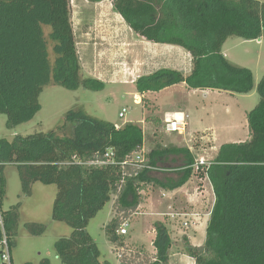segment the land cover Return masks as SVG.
I'll return each instance as SVG.
<instances>
[{
  "label": "trees",
  "instance_id": "obj_1",
  "mask_svg": "<svg viewBox=\"0 0 264 264\" xmlns=\"http://www.w3.org/2000/svg\"><path fill=\"white\" fill-rule=\"evenodd\" d=\"M112 3L136 34L151 42L180 46L192 57L189 74L163 67L140 76L136 80L140 94L180 83L192 89L231 93H249L254 88L253 72L231 63L223 53V46L231 36L264 37V3L258 0H112ZM48 85L93 91L106 86L104 81L83 74L71 0H0V112L7 115L10 127L33 117L40 108V95ZM257 89L260 100L248 113L250 139L222 144L217 155L204 164L198 163L187 147L153 149L146 159V164L152 167H158L170 156L183 157L182 164L162 178L152 175V169L123 164L144 146L141 126L118 127L82 109L70 110L54 130L17 134L12 141L2 139L0 207L6 194L7 164L18 167L26 193L36 181L56 184L52 218L73 229L69 236L56 241L58 258L63 264H111L101 260L98 245L87 227L112 196L116 195L115 206L121 219L120 216L113 219L107 231L114 243L122 245L123 238L116 230L139 207L146 184L174 190L197 173L210 179L215 204L204 244L194 245L187 238L184 251L196 264H264V75ZM109 149L114 151L113 162H107L105 156ZM13 209H2L10 249L15 232L16 207ZM42 231L43 227L33 230L36 234ZM156 231L154 259L150 256L137 261L124 259L121 264H167L172 246L169 232L160 222L156 223ZM2 239L0 227V243ZM43 264L49 261L44 260Z\"/></svg>",
  "mask_w": 264,
  "mask_h": 264
},
{
  "label": "rangeland",
  "instance_id": "obj_2",
  "mask_svg": "<svg viewBox=\"0 0 264 264\" xmlns=\"http://www.w3.org/2000/svg\"><path fill=\"white\" fill-rule=\"evenodd\" d=\"M99 1L96 3V0H71L72 22L80 53L87 48L91 37L92 46H96L98 50L97 58L94 62L92 59V71H90L88 55L83 57V74L104 81L105 88L101 91L84 88L70 90L61 85H48L40 95L39 110L33 117L18 126L10 127L7 115L0 112V140L12 141L17 134L26 136L36 132L54 130L64 122L70 110L82 109L87 114L112 122L118 127H123L126 124L141 126L145 134V145L142 151L133 153V158L141 156L147 159L149 152L153 149L182 145L187 148L188 146L193 147L196 154L201 155L198 157L200 160H208L210 157H207L204 151L209 150L214 144L210 141L204 143L203 140L199 139L203 134L199 133L200 135H198V131L194 129L199 122L200 126L197 130L206 132L203 136L208 135L209 138L210 125L217 123L220 125L228 119L238 121L241 119L238 112H250L257 105L260 100L257 86L264 75V37L246 39L231 36L223 46V53L227 55L231 63L249 68L253 72L254 88L249 93H231L217 89L206 91V89H189L177 86L163 90L158 100L155 96L152 97V95L147 94L148 92L139 97L136 86V80L139 77L136 78L130 73L126 77L124 73L121 76L118 75L121 72V66L125 68L124 65H126L124 62L120 63L118 58L123 56V52L126 50L131 52L129 46H132L134 51L139 50L140 54L143 53V65L149 74L163 67L178 69L189 74L192 68L191 55H187L182 49L172 47L171 44L167 43L154 44L155 42L146 41L144 38V43L136 42L135 38L140 39L141 37L129 36L127 29L115 22L113 16L103 14L99 18L95 15L94 18L92 15L93 8L96 7L99 11L105 12V8H111L110 6L113 4L112 0ZM258 1L264 3V0ZM128 40L132 42L127 43ZM130 57L132 55H129ZM130 62L135 64L136 61L131 59ZM111 79L114 80V83L108 82ZM202 104L208 106L215 113L214 118L209 115L211 113L196 111ZM124 108L126 109L125 116L120 117V112ZM170 110L173 112L162 116L165 111ZM229 112L233 114L228 115ZM175 113L184 114L185 125L179 131H168L165 118ZM189 116L191 117L189 118ZM194 118L196 121L193 122ZM189 122L194 137L198 138L189 140L192 146L189 145L190 143L188 144L187 138ZM242 122L243 120H240L238 129L231 133V136L223 138L221 136L219 141L240 142L248 139L249 127ZM204 146L208 148L206 149ZM210 152L212 151L210 150ZM170 158L167 162L164 160L166 164L163 162L160 166L175 168L183 162L180 159L170 160ZM161 168H153L152 175L162 178L173 172L164 171ZM201 173L204 172L201 171ZM195 175L197 179L187 186V191L203 184L200 181L202 179L200 174L196 173ZM4 176L6 194L2 209L8 211L16 207L15 232L11 239L12 264H43L44 260H48L49 264H63L56 254L55 243L59 238L69 236L73 229L67 223L55 221L52 218L53 204L58 192L57 185L36 181L31 184L30 192L26 193L19 169L15 164L5 166ZM201 189L203 188H199V190ZM141 194V205L129 213V219L126 220L129 223V232L125 235L124 240L129 246L124 249L118 248L119 253L124 250L128 251L122 259L107 231L108 225L113 219L118 216L121 219V215H118V209L115 206L116 195H113L103 209L90 220L87 230L98 245L101 260H108L111 264H121L124 259L135 258L134 261H137L138 258L152 256L153 250L157 252V249L156 247L153 248V242L146 232V227L153 229L157 222L164 224L168 229L172 242L169 255L181 249L185 250V240L186 237H189V233L187 235L178 233V228L184 229L188 225L185 224V219L182 220V212L191 213L192 206L190 207L185 195L180 193L173 200L169 199L164 196L166 194L164 189L154 184H146ZM156 210H161L162 213L160 214L162 215H159ZM131 221L134 222L131 223ZM41 227L44 228L42 233L33 232V230H39ZM173 227L176 229L174 230ZM116 233L119 235L118 230ZM204 241L205 236L202 243L195 245H201ZM1 250H3V245L0 243V264H3Z\"/></svg>",
  "mask_w": 264,
  "mask_h": 264
},
{
  "label": "crops",
  "instance_id": "obj_3",
  "mask_svg": "<svg viewBox=\"0 0 264 264\" xmlns=\"http://www.w3.org/2000/svg\"><path fill=\"white\" fill-rule=\"evenodd\" d=\"M100 1L99 0H96V3H99ZM95 7V6H94ZM111 8H109V7H106L105 8V12L104 11H99L98 10V8L96 9V7H95V9L93 8L92 10H93V13H92V15H94V18H95V15H97L96 17L97 18H99V17H101L103 14H106L107 16H113V18H114V20H115V22H117L118 24H120V25H122V26H124L126 29H127V31H128V34H129V36H136V37H141L140 39H138V38H135L136 40V42H141V43H144V41L146 40L144 37H142V36H140V35H138V34H136L132 29H131V27L126 23V21H125V19L122 17V15L120 14V13H118L115 9H114V6H113V4H111V6H110ZM95 12V13H94ZM90 22H91V25H92V18L90 19ZM90 34H91V32H90ZM92 35V34H91ZM143 38L145 39V40H143ZM129 41L130 40H128V42L127 43H129ZM146 41H148V40H146ZM89 42L90 43H88V45H87V48H85V49H83V55H82V53H80V51H79V46H78V43H77V47H78V52H79V55H80V60H81V64H82V66L84 65L83 64V57L87 54L88 56V59H89V62H90V71H92V59H93V62L95 61V59L97 58V55H98V50H97V47L96 46H92V37L90 38V40H89ZM130 42H132V41H130ZM154 44H161V43H154ZM140 46H142V45H140ZM130 47V50H131V52H128L127 50L125 51V52H123L124 53V55L123 56H120V58H118L119 60H120V63L121 62H124V63H126V65H124L125 66V68L123 67V66H121V68H120V74H118L119 76H121L123 73H124V76L126 77V76H129V74L128 73H130L131 75H133L134 77H136V78H138V77H140V76H142V75H145V74H149V72H146L145 70H146V67L143 65V57H144V55H143V53L142 54H140L141 52L139 51V50H136V51H134L133 49H132V46H129ZM172 47H177V48H179V49H182V51H184L187 55H190V53L186 50V49H184V48H182V47H180V46H177V45H172ZM92 49H93V52H92ZM125 50V49H124ZM133 50V51H132ZM126 53H128V54H126ZM184 54V53H183ZM129 55H132V57H130L129 58ZM185 55V54H184ZM225 56L227 57V55L225 54ZM191 57V56H190ZM192 58V57H191ZM228 58V57H227ZM131 59L132 60H134V62H135V64H133V62H130L131 61ZM191 61H192V59H191ZM123 65V64H122ZM177 68V67H176ZM158 69H160V68H158ZM157 69V70H158ZM190 71H191V69H190ZM92 73V72H91ZM119 73V72H118ZM131 77V76H130ZM113 79V78H112ZM110 80V81H108V82H112V83H114L113 81L114 80ZM115 83H117V82H115ZM125 84V83H124ZM135 84V83H134ZM177 86H180V87H183V88H185V87H187V88H189L185 83H180V84H176V85H173V86H170V87H167V88H165V89H162L161 91H149L147 94H150V95H152V97H154L155 96V98L158 100L159 98V95L163 92V90H167V89H171V88H173V87H177ZM189 89H192V88H189ZM205 90V89H204ZM206 91H210V90H208V89H206ZM146 94V93H145ZM144 94V95H145ZM137 95L139 96V97H142V96H144V95H142V94H140L139 92L137 93ZM156 100V101H157ZM196 111H198V112H201V111H203V112H208V113H211V114H209V115H211V118H214L215 117V113L211 110V109H209V107L208 106H206V105H203L202 104V106L200 107V108H198V110H196ZM171 112H173L172 110H170V111H165L163 114H162V116H164L166 113H171ZM212 112H213V114H212ZM243 112V113H242ZM240 113V114H239ZM241 113H242V115H241ZM248 113L249 112H246V111H240V112H238V114L241 116L240 118V120L242 121L243 120V122L242 123H244L245 124V126H247L248 125V127H249V124H248ZM190 115H191V113H189ZM233 113L232 112H229V114L228 115H232ZM171 115V114H170ZM191 116H189V118H190ZM240 120H230V119H228V120H225L224 122H222L220 125L217 123V124H215V125H210V127L211 128H209L210 129V131H211V133L209 134V138H208V135L207 136H203L206 132H203V131H201V130H197V128H199V126H200V123L198 122L197 123V126H196V129H194L195 131H198V135H200L199 133H201V137H199V139H201V140H203L204 141V143L205 142H208V141H210V143H212V144H214V146L213 147H211V148H209V150H205L204 152H206V155H207V157H210L208 160H211V159H213L216 155H217V153H218V151H219V149H220V147H221V145L222 144H224V143H229V142H236V141H226V142H220L219 141V138L222 136V138L223 137H229V136H231V133H233L235 130H237L238 128L237 127H239V125H240ZM194 121H196L195 120V118L193 119V122ZM201 122H203V121H201ZM190 125H191V123L189 122V127H188V133H187V135H188V144L190 143V141L189 140H193V139H198L197 137H194V135H193V133H192V131H191V129H190ZM213 134V135H212ZM211 137H213V138H211ZM251 138V135H250V130H249V138L248 139H250ZM206 139H208V140H206ZM248 139H246V140H248ZM212 140H214L213 142H212ZM245 140V141H246ZM197 141V140H196ZM241 142V141H240ZM187 144V145H188ZM202 144V143H201ZM145 145V144H144ZM177 145V144H176ZM189 145H191V143L189 144ZM192 146V145H191ZM208 146V145H207ZM176 147H184V146H182V145H178V146H176ZM188 148L190 149V151H191V153H192V155L195 157V159L196 160H199V158L198 157H201V155H198V154H196V152L193 150V147H189L188 146ZM204 148H206L205 146H204ZM208 148V147H207ZM206 148V149H207ZM144 149V146H143V148H142V150ZM142 150H140V151H142ZM210 150L212 151V152H210ZM140 151H138V152H140ZM210 152V153H209ZM137 153V152H136ZM133 155V154H132ZM170 158V157H169ZM168 158V159H169ZM166 160V162L167 161H169V160ZM172 159H176V160H178V159H180L181 161H183V157H181V156H171V158H170V160H172ZM161 164V163H160ZM160 164L158 165V167L157 168H159L160 169V167H162L161 169L162 170H164V171H173V170H175V168H171V167H169V166H160ZM163 164H166L165 162L163 163ZM164 167V168H163ZM196 179H197V177H196V175L194 174L190 179H189V181L187 182V183H185L183 186H181V187H179V188H176V189H174V190H165L164 189V191H165V197H168L169 199H174L175 198V196L176 195H178V194H180V193H183L184 195H185V197H186V199H187V201H188V203H189V205H190V207H191V213H187V212H182V220H184L185 219V223H186V225L188 224L189 225V227H188V225L186 226V228H181V229H179L178 228V233H184V234H188L189 233V237H186V238H188L190 241H192V243H194V245L195 244H200V243H202V240H203V237L205 236V239H206V234H207V227H208V222H209V220H210V216H211V211H212V209H213V207H214V204H215V193H214V188H213V185H212V183H211V181H210V179L208 178V177H205V178H202V179H204V180H200L201 182H203V184H201V185H198V186H196V187H192V189H191V191H187V186L188 185H190V183L191 182H194V181H196ZM199 188H203V189H201V190H199ZM163 189V188H162ZM141 205V204H140ZM174 205V204H173ZM156 211H158L159 212V215H162V214H160V213H162V211L161 210H156ZM152 212V211H151ZM181 220V219H180ZM187 221H189V222H187ZM134 221H131V223H133ZM136 222V221H135ZM173 229L175 230L176 228L175 227H173ZM129 232V231H128ZM146 232L149 234V236H150V238H151V240H152V242H153V248L155 247L154 246V240H155V238H156V235H157V231H156V227L155 228H151L150 229V227H146ZM128 234V233H127ZM118 235V234H117ZM118 236H121V238H123V244L122 245H119V244H116V243H114L115 244V246H116V251L118 252V248L119 249H124V248H127L129 245H128V243L127 242H125V240H124V237H125V235H122V234H120L119 233V235ZM123 236V237H122ZM205 242V241H204ZM204 244V243H203ZM202 245V244H201ZM199 246V245H198ZM129 250V249H128ZM142 250V249H141ZM141 252V251H140ZM119 253V252H118ZM126 254V253H128V251H123V252H121V253H119V255H122V254ZM145 253V252H144ZM152 253H154L152 256H150L152 259H154L155 258V256H156V253L157 252H155L154 250H153V252ZM120 259V258H119ZM168 264H196V261H195V259L193 258V257H191V256H189L184 250H180V251H178V252H172L170 255H169V261H168Z\"/></svg>",
  "mask_w": 264,
  "mask_h": 264
},
{
  "label": "built area",
  "instance_id": "obj_4",
  "mask_svg": "<svg viewBox=\"0 0 264 264\" xmlns=\"http://www.w3.org/2000/svg\"><path fill=\"white\" fill-rule=\"evenodd\" d=\"M125 112H126V109L124 108L123 111L120 112V117H124ZM179 114H181L182 117H179L178 116ZM165 121H166V127L168 131H179L185 125V116L183 113H175L172 115H168L165 118ZM105 156L108 158L107 162L114 161V151L112 149L107 150ZM132 156L133 155L129 156L125 161H123V164L132 165L135 168H149V169L155 168V167L147 165L145 158L141 156H137L133 158ZM197 161L198 163L204 164V163H208L209 160L204 161V160L199 159ZM198 167H199L198 164H196L195 165L196 170L198 169ZM0 227L2 230V234H3V239L1 241V244L3 245V250L1 251V255L4 261L3 264H12L11 249H10L9 242L7 239V234H6L5 225H4V217L2 214L1 207H0ZM128 227H129V223L128 221L125 220L122 223L121 227L118 229V232L122 235H126L128 233Z\"/></svg>",
  "mask_w": 264,
  "mask_h": 264
},
{
  "label": "bare ground",
  "instance_id": "obj_5",
  "mask_svg": "<svg viewBox=\"0 0 264 264\" xmlns=\"http://www.w3.org/2000/svg\"><path fill=\"white\" fill-rule=\"evenodd\" d=\"M178 116H179V117H182V115H181V114H179Z\"/></svg>",
  "mask_w": 264,
  "mask_h": 264
}]
</instances>
